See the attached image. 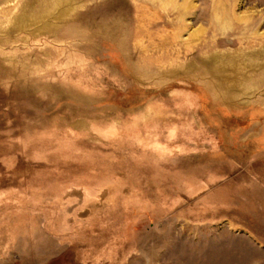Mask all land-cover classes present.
Segmentation results:
<instances>
[{"label": "rangeland", "instance_id": "rangeland-1", "mask_svg": "<svg viewBox=\"0 0 264 264\" xmlns=\"http://www.w3.org/2000/svg\"><path fill=\"white\" fill-rule=\"evenodd\" d=\"M0 264H264V0H0Z\"/></svg>", "mask_w": 264, "mask_h": 264}]
</instances>
